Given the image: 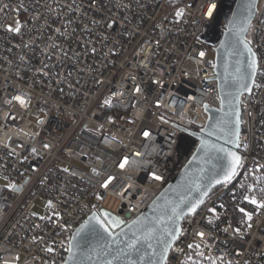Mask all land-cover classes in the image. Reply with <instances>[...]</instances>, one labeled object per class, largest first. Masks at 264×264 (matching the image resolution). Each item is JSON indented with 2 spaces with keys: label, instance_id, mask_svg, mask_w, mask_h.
Returning a JSON list of instances; mask_svg holds the SVG:
<instances>
[{
  "label": "built area",
  "instance_id": "obj_1",
  "mask_svg": "<svg viewBox=\"0 0 264 264\" xmlns=\"http://www.w3.org/2000/svg\"><path fill=\"white\" fill-rule=\"evenodd\" d=\"M233 3L0 0V264H64L93 213L126 225L180 174L221 108L213 46ZM247 41L260 87L241 98L244 166L184 219L168 264H264V209L243 199L264 188V0Z\"/></svg>",
  "mask_w": 264,
  "mask_h": 264
},
{
  "label": "snow or ice",
  "instance_id": "obj_2",
  "mask_svg": "<svg viewBox=\"0 0 264 264\" xmlns=\"http://www.w3.org/2000/svg\"><path fill=\"white\" fill-rule=\"evenodd\" d=\"M255 6V0H250V3L247 5L249 12L251 14V9ZM217 5L212 3L209 8L207 15L212 17L214 11L216 10ZM182 15V12H177V16ZM250 26V19L247 21ZM10 31L14 30L16 32L20 31L19 25L15 29L9 28ZM230 31L232 29L230 28ZM246 31V29H245ZM239 43L243 45L244 50L248 54V63H247V73H242L240 67H237L236 73L234 75V81L238 84V90L235 95V99L239 101V92L240 90L251 91V88L248 86V81L255 87H260L259 84L255 82V76L259 71L258 62L256 59V53L253 52L252 48L249 46L250 41L246 39H240ZM201 56L204 55L203 52L200 53ZM229 95H232L231 93ZM22 105L25 101L21 97H16ZM223 103V100L221 101ZM108 103V101H105ZM231 103V101H230ZM236 119L234 121L223 120L218 123L217 127L220 126V123L227 126L226 129V143H232L235 147H239V113L238 110L235 113ZM234 123L235 127H232ZM209 135L215 134L214 131H209ZM145 136L149 133H145ZM206 154L205 164L216 160L218 161V171H214L211 179L208 181V186L203 185L197 181H193L189 186L188 191L191 192L193 189L199 193V196L192 198L187 195H180L178 201H172L167 208L165 213L154 221H148L145 218H139L136 221L127 225L128 231L125 232L123 229L120 233H113L111 231L113 226H120L125 222L120 220L117 217H112L108 213H103L102 217H97L94 213L88 221H86L80 229L77 230V236L80 239L76 240L75 245L69 246V251L72 252L73 247L80 250L82 256L91 259V255L95 253L98 257L101 255H113L115 260H124V264H143L145 257L148 258V264H168V252L172 247L173 243L182 235V229L179 225V221L185 217V215H195L197 209L201 204L204 203V197L208 195L210 191V185L218 184L227 186L230 184L233 179L239 174V170L244 166V161L241 155L236 151L230 149L212 145L208 143H203L201 149ZM222 153L223 155H218ZM217 154V155H213ZM121 167H124L122 164ZM217 168V164H213V169ZM67 171V169H65ZM205 171L204 168L201 169V172ZM155 180H161V175L153 174ZM203 179V178H201ZM106 181L103 184V187L107 188L108 183ZM251 195H244L243 199L247 201L248 204L255 206L256 209H264V188H261L259 191L262 194L260 199H257L254 189L249 186L246 190ZM51 207V203H49ZM170 210V214H169ZM210 212L215 213V209H209ZM239 211L243 213L245 217L250 221L252 219V214L245 210V208H239ZM94 222V223H93ZM209 224L212 223L211 220L208 221ZM163 225V227H160ZM236 231H239L237 229ZM131 233V238L123 242L121 246V236L127 237ZM83 234V235H81ZM201 237L204 236V233H199ZM94 237L99 246H90V238ZM75 239V238H74ZM155 241V243H153ZM103 242V243H99ZM147 246L146 248L144 246ZM113 246L115 248L113 249ZM191 248L192 245H189ZM150 250V251H149ZM75 256V253H73ZM137 257L138 259H133ZM104 264H112V260L104 261ZM195 264V262H193Z\"/></svg>",
  "mask_w": 264,
  "mask_h": 264
},
{
  "label": "water",
  "instance_id": "obj_3",
  "mask_svg": "<svg viewBox=\"0 0 264 264\" xmlns=\"http://www.w3.org/2000/svg\"><path fill=\"white\" fill-rule=\"evenodd\" d=\"M258 2L259 0H255V6L254 8L251 9V14H250L249 9L247 7V5L250 3V0H234L232 8L225 17V19L227 20V27L222 33L221 37L217 40L216 44L213 46V51L215 54V63H216L215 70L219 85L220 98L221 101L223 100V103L221 102V108L219 110L208 109L209 120L206 126L199 133L195 134V136L200 139V144L198 145L196 151L192 155L188 164L180 172V174L177 175L169 183V185L155 199V201L139 217H137L133 221H136L139 218H145L148 221H154L157 218H160L165 213V209L167 208V206L172 201H178L180 195H187L192 198L198 197L199 193H197L194 189L191 192L188 191V188L193 181H197L205 186H208V181L211 179L214 171H218L219 169H218V161L216 160H213L205 164L206 154L202 151H198L199 149H201L203 143L206 142L208 144L221 146L230 149L232 151H236L239 154L237 147H235L232 143H226V139H227L226 131L222 129H226L227 126L222 123H220L219 127H217V125L219 122L223 120L234 121L236 119L235 113L237 110L239 113V121H240L241 107H242L241 98L244 94H250L253 89V85L251 84L250 81H248L247 83L248 86L251 88V91L240 90L239 101L238 102L236 101L235 95L237 93L239 86L234 81V75L236 73L238 66L240 67L242 73L245 74L247 73L248 71L247 63L249 59L247 52L244 50L243 45L239 43V40L240 39L247 40V35L251 23L254 20L257 12ZM249 19H250V26L247 23ZM230 28L232 29V31H230ZM249 46L251 47V45ZM252 50L253 52H255L253 48ZM256 59L258 62L257 55H256ZM256 76L254 79H256ZM230 93L232 95H229ZM232 127L233 128L235 127L234 123L232 124ZM209 131H214L215 134L209 135L208 134ZM213 155H217V154H213ZM218 155L222 156L223 154L220 153ZM213 164H217V168L215 170L213 169ZM202 168H204L205 171L201 172ZM219 186L221 185L218 184L210 185V191L208 192V195L204 197V201ZM103 213H108V212L104 211L102 212V214ZM95 214L97 217L103 218L102 214L101 215H99L98 213ZM169 214H170V210H169ZM110 216L114 217L111 214ZM188 216L191 215H185V217L179 221V225L181 228H182V222ZM128 224L113 226L111 231L114 234L120 233L122 229L125 232H127ZM82 225H80L78 229H80ZM160 227H163V225H160ZM77 230L73 233L70 245H75L76 240L80 239V237L77 236ZM130 238H131V233H129L127 237L121 236V246H123V242L125 240ZM90 240H91L90 246H97V247L99 246L97 240L94 237L90 238ZM176 241L169 249L168 255L172 250V248L174 247ZM99 243H103V242H99ZM153 243H155V241ZM144 247L146 248L147 246L145 245ZM114 248L115 246H113V249ZM73 253H75V256L73 255ZM133 259H138V258L133 257ZM106 260H112V264H124L123 259L115 260L113 258V255L111 254L101 255L98 257L95 253H93L91 255V259H88L87 257L82 256L80 254V250L76 249L75 247H73L72 252L69 251L68 257L64 264H104V261ZM143 264H148L147 257H145Z\"/></svg>",
  "mask_w": 264,
  "mask_h": 264
},
{
  "label": "rangeland",
  "instance_id": "obj_4",
  "mask_svg": "<svg viewBox=\"0 0 264 264\" xmlns=\"http://www.w3.org/2000/svg\"><path fill=\"white\" fill-rule=\"evenodd\" d=\"M44 207H45V202L44 201H40L38 203V209L36 210V213L40 214V215L44 214L45 213Z\"/></svg>",
  "mask_w": 264,
  "mask_h": 264
}]
</instances>
